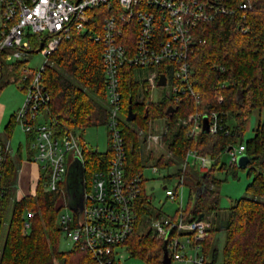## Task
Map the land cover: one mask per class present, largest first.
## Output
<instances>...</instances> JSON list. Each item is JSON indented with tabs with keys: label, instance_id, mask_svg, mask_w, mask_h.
<instances>
[{
	"label": "trees",
	"instance_id": "obj_1",
	"mask_svg": "<svg viewBox=\"0 0 264 264\" xmlns=\"http://www.w3.org/2000/svg\"><path fill=\"white\" fill-rule=\"evenodd\" d=\"M250 1L252 10L247 13L245 32L236 27L233 17L223 15L206 23L200 32L201 42L196 44L189 57L193 70L191 88L197 97L185 91L179 95L178 101L174 100L172 93L152 101L149 97L151 86L147 80L135 79L136 68L123 65L119 70L121 113L125 115L119 125L126 147L127 178L142 171L146 160L152 159L151 154L145 157L143 150L151 120L164 119L169 132L165 143L172 157L162 161L158 159V167L181 165L189 150L213 159L212 167L206 173L199 172L195 166H188L184 170L180 167L174 175L165 177V181L173 176L183 178L191 197L190 206L183 210L188 218L218 213L217 186L221 181L215 177L214 171L230 146L244 144L249 161L245 167L238 168L246 170L247 175L252 177L246 194L228 208L224 223L208 226L204 241V252L208 255L212 235L223 231L222 264H264V120L258 121L251 138L246 142L242 140L250 116L264 111V0ZM95 22L94 29H98L100 22ZM30 41L32 50L37 51L40 42L36 36ZM20 65L22 62L11 67L15 83L21 77L18 71ZM7 78L8 70L1 65L0 90L8 83ZM42 83L49 94V101L39 108V114L50 121L55 135L69 133L83 147L86 185L94 172L107 170L111 157L109 137L105 152L86 149L82 139L85 127L107 123L102 44L95 41L89 32L71 33L61 40L50 56V63L42 71ZM129 105L135 114L132 121L126 120ZM198 111L218 112L223 124L226 113L231 112L235 125L228 133L223 128L215 134L202 131L191 134L185 121L189 114ZM16 122L14 114L5 127V139H10ZM35 122L30 121L32 125ZM136 127L144 132L142 140L136 134ZM25 133L29 149L35 131ZM31 152L29 149L28 158ZM22 159L19 145L16 152L6 153L1 171L0 238L9 206L11 212L0 244V264H97L80 244L69 251L58 248L61 234L58 213L62 204L59 201L63 198L61 184L55 191H45L43 182L46 174L42 173L38 176L34 194L16 199L17 174ZM233 166H237L236 163ZM142 188L136 203L138 218L134 231L124 245L131 256L147 264H162L161 243L151 236L150 231L136 233L142 218L151 214V202ZM27 211H32L33 216L29 219V229L25 230ZM160 215L157 212L154 217ZM211 256L213 262L219 260L216 250Z\"/></svg>",
	"mask_w": 264,
	"mask_h": 264
},
{
	"label": "built area",
	"instance_id": "obj_2",
	"mask_svg": "<svg viewBox=\"0 0 264 264\" xmlns=\"http://www.w3.org/2000/svg\"><path fill=\"white\" fill-rule=\"evenodd\" d=\"M251 10L250 0H0V66H4L1 58L15 59L17 63L23 53L34 52L30 41L34 36L40 42L37 51L45 58L38 70L19 66L18 84L25 92V101L15 113L25 132L35 131L28 159L38 164L39 175L46 174L45 191H55L59 184L63 185L68 164L75 158L84 170L85 158L83 147L73 135H55L50 121L39 120V108L49 101L42 71L61 40L73 32H89L102 44L111 157L106 171L94 172L86 185L83 178L81 210L67 206V194L61 186L63 202L58 213L61 233L73 247L80 244L86 249L97 264H120L123 255L119 250L134 231L138 218L136 203L148 180L144 169L130 178L125 176L126 147L119 125L120 68L129 65L147 70L146 80L151 87L157 85L159 75L163 74L175 101L185 91L196 96L191 88L193 70L189 57L201 42L199 34L204 25L218 16H230L235 19L236 27L245 32L247 13ZM93 21L100 22L98 29H94ZM204 116L208 119L209 133H218L223 128L225 133L230 131L218 112L198 111L189 114L185 121L189 133L202 130ZM31 120H36L34 125ZM144 139L148 144L162 143L158 135H146ZM10 147L9 139L0 137V197L1 171L6 153H11ZM226 152L233 165L245 153L244 144L230 146ZM212 164L210 156L189 150L180 167L184 170L195 166L199 172L206 173ZM150 167L152 173L159 170L156 165ZM175 179L174 187L165 180L163 185L166 197L178 204L175 215L143 217H150L147 231L161 243L162 256L165 249L169 264H222L205 254L204 241L210 223L206 215L198 219L183 214L182 189L186 184L182 177ZM35 187L29 195L34 194ZM147 198L151 202V196ZM32 216V211L26 212L25 230L29 229Z\"/></svg>",
	"mask_w": 264,
	"mask_h": 264
},
{
	"label": "rangeland",
	"instance_id": "obj_3",
	"mask_svg": "<svg viewBox=\"0 0 264 264\" xmlns=\"http://www.w3.org/2000/svg\"><path fill=\"white\" fill-rule=\"evenodd\" d=\"M44 56L39 51L23 53L21 58L18 61L30 69L38 70L44 63ZM1 62L6 66L9 73L8 83L0 90V137L5 139V127L10 121L12 115H14L22 106L25 101V92L21 89V84L13 82L12 70L9 65L15 63V59L6 61L4 58H1ZM149 72L145 69L136 68L135 69V79L138 81H144L148 78ZM150 84V83H149ZM172 93L170 83L168 82L164 86H152L149 91V97L152 101L161 100L165 96H170ZM120 120L125 119L124 113L119 114ZM264 120V111L259 115L253 113L245 127V131L242 135L243 142H246L254 134V128L256 127L258 121ZM166 121L164 119L151 120L149 122V129H147V135H158L161 137V144H154L148 142H143L144 156L148 157L152 155V159L149 158L145 162L144 166V175L148 179L145 182V193L148 196H151V215L154 216L157 212L165 213L166 215L173 216L178 208L176 202L171 201L165 195L163 185L166 176L174 175L177 169L180 168V165H174L168 168H160L157 173H152L151 167L153 165L157 166V160L160 161L172 157L169 152L167 143V137L169 132L166 131ZM226 126L229 129H232L235 125V119L231 112L226 113ZM136 134L139 139L144 138V132L140 127H136ZM167 132V134H166ZM146 135V134H145ZM82 139L86 145V149L98 152H105L108 148V128L105 124L90 125L84 128L82 132ZM11 145V153L16 152L19 145H21L22 160H27L28 142L26 139V133L21 123L16 122L12 128L11 137L9 139ZM72 161L68 164V169ZM221 167V168H220ZM68 174V173H67ZM215 177L221 182L218 184L217 189L219 191V210L216 215L207 214L205 216L206 220L212 225L213 223L221 225L224 223L227 217L228 208L234 203L235 200L246 194V187L250 183L252 177L247 175V171L244 169L238 168V166H233L230 164V157L227 152L223 153L220 158V163L214 171ZM66 175L63 181V188L66 191L67 185ZM69 181L74 187L78 183V175L76 170H72V174L69 177ZM175 177L173 176L169 182V186L174 187ZM33 189V187H31ZM30 190V189H29ZM29 195V194H28ZM16 196V195H15ZM20 198V197H19ZM190 192L188 188L182 189V200L181 205L183 210H187L190 206ZM18 199V198H16ZM63 202V198L60 199L59 204ZM65 210V209H63ZM11 208L9 206L7 214L2 223V233L0 238V244L3 240L5 230L7 228L8 220L10 217ZM70 212V211H69ZM72 212V211H71ZM70 212V213H71ZM150 222L149 218H142V223L137 226L136 233L141 234L148 230ZM225 242L223 231L216 232L212 235L211 246L209 249L208 257H212V252L216 250L218 252V259L220 260L222 248ZM58 248L60 251H69L73 248L72 242L67 240L63 233L60 234L58 241ZM123 255L119 259L120 264H147L142 259L131 256L127 251L125 245L119 250Z\"/></svg>",
	"mask_w": 264,
	"mask_h": 264
},
{
	"label": "water",
	"instance_id": "obj_4",
	"mask_svg": "<svg viewBox=\"0 0 264 264\" xmlns=\"http://www.w3.org/2000/svg\"><path fill=\"white\" fill-rule=\"evenodd\" d=\"M157 85L158 86H164L165 85V76L163 74L159 75L158 81H157ZM135 119V114L133 113L131 106H128L127 109V116H126V120L127 121H132ZM209 123H208V119L206 116L203 117L202 120V132L203 133H208L209 132V127H208ZM249 161V158L247 156L246 153H242L241 155L238 156L237 161H236V165L238 167H245L247 165ZM72 170H76L77 171V175H78V183L75 184V186L73 187L72 184L69 181V177L72 174ZM83 166L80 162V160L78 158H75L68 169V174L69 177H67V185H66V194H67V206L72 209H82V198H83ZM67 174V175H68ZM203 218V214L199 215L198 219H202ZM163 256H162V260L161 263L162 264H169V258L166 255V251L165 249L163 250Z\"/></svg>",
	"mask_w": 264,
	"mask_h": 264
},
{
	"label": "crops",
	"instance_id": "obj_5",
	"mask_svg": "<svg viewBox=\"0 0 264 264\" xmlns=\"http://www.w3.org/2000/svg\"><path fill=\"white\" fill-rule=\"evenodd\" d=\"M39 120H44V116L41 115ZM38 176V164L30 159L22 160L17 174L16 198L31 194L36 185ZM31 187H33V189H31Z\"/></svg>",
	"mask_w": 264,
	"mask_h": 264
}]
</instances>
